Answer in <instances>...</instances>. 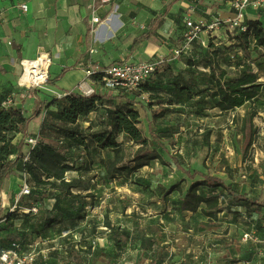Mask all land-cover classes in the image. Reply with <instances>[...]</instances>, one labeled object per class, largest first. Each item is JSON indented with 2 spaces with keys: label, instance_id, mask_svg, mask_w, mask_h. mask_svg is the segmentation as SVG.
I'll return each mask as SVG.
<instances>
[{
  "label": "rangeland",
  "instance_id": "rangeland-1",
  "mask_svg": "<svg viewBox=\"0 0 264 264\" xmlns=\"http://www.w3.org/2000/svg\"><path fill=\"white\" fill-rule=\"evenodd\" d=\"M204 1L198 2L199 9L205 5ZM229 1L216 0V3L218 6L228 8ZM223 11L228 13L225 9ZM203 15L206 16L205 13ZM204 16L201 14L200 17L193 19L196 21L207 20ZM226 17V15H222L213 18L212 21H221ZM208 18L210 19L211 15ZM187 20L191 19L183 15L180 17L179 33L176 35L177 40H180L177 44L183 45L179 46V49H183L180 55H184L186 59L190 57L186 53L188 49H184L187 38ZM227 23L221 22L219 28L203 32L196 38L201 42L206 41L207 47H209L206 53L203 50H198L196 56L205 60L207 53L210 52L213 56L212 63L218 72L221 69L234 71L229 67V64L237 66L240 62L245 61V67L256 71L259 81L264 83V48L256 49L254 44L250 43V48L245 51L240 45L239 34L237 31L228 30ZM224 37L228 41L234 40V42L226 44L228 41H224ZM249 42H252V38ZM233 46L235 48H232ZM214 47L215 49H213ZM220 47L225 49L221 50L223 56L218 57ZM229 48H232V51H229ZM229 52L233 57L229 56ZM5 56L6 52L1 46L0 107L4 101L10 98L11 101L7 102L6 106L14 105L25 111L26 116H29L35 109L34 98L31 94L33 89L21 87L18 84L23 68L18 78L16 77V85L7 81V66L2 62L6 61ZM221 58H228L229 61H222ZM22 60H24L23 56L18 57L16 61V66L19 69L22 67ZM201 72L202 74L198 75V79L193 84L191 83L192 78L184 79L185 85L190 82L191 88L189 87L183 92L179 90V86L173 87L172 82L168 84L159 82L155 92L156 96H154L157 102L154 110H150V105L154 103H150L148 96L144 95L142 100H138L142 106L140 110L143 114V122L140 127L147 136H152L155 132L162 137L169 152L161 150V153L170 163L169 165L163 164L159 160H153L150 165L132 171L129 176L120 172L116 178L110 179L107 175L106 163L114 156L112 149H102L92 143L90 139L87 146L74 145L69 148L62 143V154L73 166V169L66 173L67 179L82 176L90 184L89 190H74L75 193L81 192L82 197L60 196V199L55 197V207L49 209L48 206L53 201L48 199L57 196L58 191L49 186L42 189L33 188V197L23 202L34 200L37 197L46 204L47 208H44L42 215L38 211L34 214L33 219L27 220L25 217L31 216L33 213L22 211L9 213L13 204L12 198L10 205L6 204L5 201L7 198L9 201V197L7 191L3 190V195H1L5 215L14 216L15 219H26L25 221L35 225L36 232L52 226L49 229L51 234H48L50 243L46 241L47 250L45 252L49 254L46 263L95 264L90 261V258L92 260L94 258V255L91 257L94 251L88 241L90 236L97 234L98 231L102 234L105 229V221L110 220L117 229V231H112L111 238L115 233L124 240L128 237V242L122 251H161L162 253L166 251L161 255V258L164 257L167 264H264V205L260 211H257L255 206L242 200L235 201L228 192L222 191L220 195L224 211L212 220L204 216L200 210L196 212L182 211L178 205L182 195L194 181L183 169L191 171L199 169L204 173L221 176L239 193L264 203V87L262 94L254 102L249 101L242 107L221 112L216 105L217 98L212 95L217 85L214 78L211 77V69L209 74ZM14 89L17 91L15 92ZM40 92L42 93V89ZM126 92L128 93V91ZM52 97L54 98V96ZM163 103L164 105H162ZM106 104H109V101H106ZM100 108L99 123H104V126H98L94 131L111 124L109 111L114 109L113 106ZM52 111H56L55 106L43 111L34 121L35 132H30L28 137L33 136L39 139L54 137L63 140L64 133L60 132L56 126L55 117L44 123L45 117ZM248 111L255 112L253 121L255 133L252 145L245 151L242 148L241 128L242 119ZM155 112L157 116L163 114L162 117L154 116ZM79 125L81 127L82 121ZM81 131L83 134L88 133L85 132V129ZM22 138L21 134L16 136L15 146ZM169 141H173L174 144ZM152 142L153 145H156L153 140ZM126 146L127 159H130L136 148L131 144ZM24 147L27 148L26 140ZM177 152L182 155V169L178 168L170 157L171 153ZM16 175L20 177L17 189L25 178L32 186H35L32 177L27 175L23 165H20ZM197 177L200 178V176ZM176 186L179 188L174 190ZM71 200L77 202V208H70ZM57 205L59 211L62 210V212L57 211ZM119 220L122 221L121 225L123 226L115 224ZM66 227L74 228L75 232L61 233ZM8 228L11 230L14 226L10 223ZM9 230L3 229L4 234ZM59 233L62 236H59ZM144 235L157 237L158 242L152 250L142 249L139 238ZM26 237L30 242L29 235ZM85 237L88 239H84ZM102 237H105L104 234L96 239V243H101L97 247L102 245V247H107L109 244L110 237L108 236L106 240H103ZM84 241L86 249L79 251L82 249L77 248L76 244ZM59 244H61L62 250L57 248ZM111 244L114 245L111 251H120L114 240L111 241ZM39 245L41 248L42 244ZM167 251H171V257L168 256L169 252ZM148 255L152 256L150 254L137 256L133 252L129 255L126 263L132 264L131 261L138 258L139 261L136 264H146ZM41 257L42 254L39 255L38 263L45 264ZM99 258L104 260L103 257Z\"/></svg>",
  "mask_w": 264,
  "mask_h": 264
},
{
  "label": "crops",
  "instance_id": "crops-1",
  "mask_svg": "<svg viewBox=\"0 0 264 264\" xmlns=\"http://www.w3.org/2000/svg\"><path fill=\"white\" fill-rule=\"evenodd\" d=\"M198 2H201V0H109L106 2L102 0H0V47L2 46L6 52V61L2 62L7 66V81L16 85L15 82L22 72V67L19 69L16 66L18 57L23 56L24 59H32L41 53H48L53 59L50 67L51 79L59 76L64 68L71 69L55 84L48 83L47 88H41L42 93L39 88L31 90L34 102L35 95H38L42 100L49 103L54 99L52 96L57 97L56 92L68 93L75 91L83 93L80 89V84L83 83L85 87H92L96 93L105 95L104 104L100 107H110L112 105L113 108L125 107L137 109L140 113L141 126L143 114L140 110L142 106L138 100H142V96L144 95L148 96L150 103H154L150 105V110H154L153 108L157 104L154 96H156L155 92L159 82H165L166 84L172 82L173 87L178 86V84L184 86V79L189 80L192 78L191 83L193 84L198 79V75L202 74L201 71L205 72V74L210 73L209 62L213 58L211 53H207L205 60L199 59L196 56L198 50H203L206 53L207 48H209L206 41L201 42L200 39L192 41L190 48L186 52L190 55L188 59L182 54H175L174 50L179 49V46H183L182 44H177L180 42L176 36L179 33L178 22L182 15L193 19L200 17L201 14L204 16L203 14L205 13L206 16L204 17L208 22L222 15L228 16L231 9V0L229 1L228 8L218 6L216 0L213 2L205 0V5H203L202 9H199ZM21 3H27L28 9L23 10L20 6ZM224 9L228 13H225ZM163 14L165 15L164 19L159 24L156 34L133 51L134 38L145 33L149 29L152 19ZM209 15H211L210 19L208 18ZM95 16L100 18L99 22L93 21V17ZM224 41H228V39L224 37ZM233 42L234 40L228 41L226 44H232ZM220 48L218 49V57L223 56L221 50L225 49L224 47ZM232 48H235V46ZM232 48H229V51H232ZM17 49L20 50L21 55L18 54ZM228 54L230 57H233L230 52ZM159 57L163 60L162 72L155 74L150 79L146 85L147 90L142 94H134L127 89L105 87L100 79H95L93 76L88 77L86 73V70L93 66H108L122 61H151ZM221 60L229 61L228 58H221ZM244 63L245 61L240 62L237 66L229 64V67L233 68L234 71L227 70V78L237 77ZM188 85H190V82L186 83V86ZM14 91L16 92L17 89H14ZM160 95L162 94L160 93ZM106 101H109V104H106ZM130 103L133 104L130 105ZM54 106L56 108V105L51 107L53 108ZM99 108L78 119L79 123L82 121L81 130L85 129V132H88L83 135L88 136L94 132L114 129L113 122L111 121L109 126L94 131L98 126H104V123H99L101 119L98 115ZM145 109L147 110V108ZM24 114L26 115L25 111ZM155 115L156 117H162L157 116L156 112L154 113ZM35 120L29 125V132H35L33 127ZM117 135L126 145L131 144L130 139L124 133H118ZM148 137L151 139V135ZM25 150L26 148L24 147ZM18 180H20V177L15 173L4 182L2 192L6 190L9 197V201H7L8 198L5 201L6 204L10 205L11 198L12 202L16 199L17 193L21 188L20 186L17 189ZM48 200L53 201L48 206L49 209H53L56 199L49 198ZM31 203L39 206V214L42 215L46 204L41 201H32ZM56 209L57 211L60 210L58 206H56ZM33 216L34 214L28 215L25 218L27 220L29 218L33 219ZM26 219H15L14 216H10V223L14 226L10 230V238L18 235L20 232L29 235L30 242L40 238L42 244L41 250L46 251V241L50 243L48 234H51L49 229L52 226L45 227L43 231L36 232L35 225L30 224L29 221H25ZM115 224L123 226L121 225V220ZM104 228L102 234L105 237H102V239L106 240L108 236L110 237L107 247H102L103 245L97 247L101 244L96 243V239L102 235L99 233L100 231L97 234L91 235L88 241V244L93 247L94 251L91 257L94 255L95 258L93 260L90 258V261L95 262V264H127L126 261L133 252L137 256L152 255H148V263L153 259L158 262L161 255L166 252L111 251V248H114V245L111 244L113 232L106 225ZM67 232L74 233L75 229L66 227L61 233ZM59 236L62 235L59 233ZM84 239L87 240L88 238L85 237ZM8 240V237H0V243L2 244H6ZM84 243L86 242L76 244L77 248L82 249L79 251L86 249ZM57 248L62 250L61 244ZM167 252H169L168 256L171 257V251ZM48 256V252H44L41 257L45 261V264H48L46 263L48 262ZM99 257H103L104 260ZM138 261L137 258L131 262L132 264H136ZM163 264L167 263L164 262Z\"/></svg>",
  "mask_w": 264,
  "mask_h": 264
},
{
  "label": "trees",
  "instance_id": "trees-1",
  "mask_svg": "<svg viewBox=\"0 0 264 264\" xmlns=\"http://www.w3.org/2000/svg\"><path fill=\"white\" fill-rule=\"evenodd\" d=\"M164 16L163 14L152 19L149 24V29L142 35L134 38L132 45L133 51L156 34ZM247 25L248 29L246 31H237L241 47L246 51L250 48L249 44L252 43L256 49L264 48V18L247 19ZM250 38H252V42H249ZM17 52L21 55L19 49H17ZM209 63L211 77L214 78L217 85L212 95L217 98L216 105L220 108L221 112L242 107L249 101L254 102V100L262 94L264 83L259 81L258 73L250 67H245V64L240 69V73L237 77L227 78V70L221 69V71L218 72L214 67V63H212V59ZM70 69L71 68H64L62 73L55 79L50 78L49 83L55 84L58 80L63 78ZM159 72L162 71H156L137 89H131L129 92L134 94L144 93L147 90L146 85L149 83L150 79ZM100 76L99 73L93 75L95 79H100ZM178 86L179 90L183 92V90L189 88L191 85L180 86V84H178ZM104 99L105 95H101L95 91L90 94L75 91L68 92L62 98L54 97L49 103L42 100L38 95H35V109L29 116H26L22 109L14 105L9 107L1 105L0 219L5 215L1 195L3 184L6 179L16 173L20 165H23L24 170L27 171V174L32 177L35 183V186H32L31 194L20 199L19 204L21 206L31 207L33 206L31 203L32 201H40L35 197L34 200H30L31 202H23L33 197L34 189H42L46 186L58 191V195L54 196V198L56 197L57 199H60V196L68 198L82 197L83 195L81 192L75 193L74 190L77 189L80 191L90 189V184L87 183L82 176L74 177L70 180L67 179L66 173L72 170L73 166L68 163L67 157L62 154V143L69 148H72L74 145L87 146L86 144L90 139L92 143H95L102 149H112L114 156L106 163L107 175L110 179L116 178L120 172L121 174L129 176L132 171L150 165L153 160H159L166 165L170 164L161 153V150L169 152L167 144L163 141L162 137L155 132H153L151 139H149L140 127V113L134 108L119 107L109 111L110 120L114 125L113 130L94 132L88 136L83 135L80 130L78 119L97 110L104 104ZM131 104L133 103H130V105ZM53 105H56V111H52L46 116L44 123L51 121V119L55 117L56 126L59 128L60 132L64 133L63 140L61 141L54 137H41L37 144L30 149L28 159L25 160L26 153L24 151V143L26 137L31 134L29 132L30 123L38 118L45 109L49 110ZM162 115L163 114L158 116ZM254 116V111H248L242 119V148L245 151L252 145L254 140ZM118 133H124L130 139L131 146L136 148L130 159H127V146L124 141L118 138ZM18 134H23L24 137L18 145L15 146L14 140ZM152 140L156 145H153ZM169 142L174 144L173 141ZM170 157L178 168H183L181 161L182 155L180 153H171ZM183 170L194 181L178 202L182 211L196 212L200 210L204 216L212 220L219 213L224 211L220 195L222 191L228 192L235 201L242 200L247 204L255 206L257 211H260L264 205V203L260 201L239 193L221 176L204 173L199 169L192 171L189 169ZM197 176H200V178ZM178 188L179 186H176L174 190ZM70 205V208H77V202L74 200H71ZM105 225L112 231H117L115 225L110 222V220H106ZM10 233L11 232H9V234ZM9 234L4 236L9 238L8 242L6 244L1 243V245H7L9 241L14 238H22L27 241V237L24 233L20 232L12 238H10ZM113 240L117 249L122 251L128 242V237L124 240V238L119 237L116 233ZM139 240L141 241L143 250H152L158 242L156 236L144 235L140 237ZM164 262V257H160L158 262L153 259L148 264H162Z\"/></svg>",
  "mask_w": 264,
  "mask_h": 264
},
{
  "label": "built area",
  "instance_id": "built-area-1",
  "mask_svg": "<svg viewBox=\"0 0 264 264\" xmlns=\"http://www.w3.org/2000/svg\"><path fill=\"white\" fill-rule=\"evenodd\" d=\"M103 2L109 0H102ZM20 6L23 10L28 9L27 3H21ZM258 17L264 18V0H231L230 14L226 19L221 21H211L207 20H187V38L185 48H190V43L194 41L203 32L214 31L219 28L221 22H228L227 29L230 31H246L248 29L247 19H256ZM100 18L98 16L93 17L94 22H99ZM92 51V50H91ZM94 51V50H93ZM183 49L174 50L175 54L180 55ZM29 62V63H28ZM52 57L46 53L44 56L42 53L37 57L22 60L21 65L23 72L19 77L18 84L21 87H26L28 89H44L49 83L50 79V67L52 65ZM163 67V60L161 57L156 58L151 61H122L112 63L108 66H93L86 70L89 76H93L99 73L100 80L105 84V86L113 89H137L142 83L147 81L156 71H161ZM80 89L84 94H90L94 92L92 87H85L83 83L80 84ZM55 92V91H54ZM67 93H57L58 98H62ZM11 99L8 98L3 102L4 107L7 102ZM27 148L25 150L26 157L30 149L33 148L39 141L38 137H26ZM28 175V174H27ZM32 185L25 178L22 182L21 188L17 193V197L14 200L12 206L10 207V212L22 211L24 213H37L39 211L38 206L33 205L31 207H24L19 204L22 197L31 194ZM3 195V192H2ZM10 224L9 214L5 215L0 219V237L9 234L10 230L8 225ZM9 230L4 234V230ZM40 238L36 241H26L22 238H14L9 241L7 245L0 244V264H39V255H43L45 251H42L40 247ZM39 249V250H38Z\"/></svg>",
  "mask_w": 264,
  "mask_h": 264
},
{
  "label": "bare ground",
  "instance_id": "bare-ground-1",
  "mask_svg": "<svg viewBox=\"0 0 264 264\" xmlns=\"http://www.w3.org/2000/svg\"><path fill=\"white\" fill-rule=\"evenodd\" d=\"M44 56L46 55V53H42ZM28 58H25V62H27ZM29 63V62H28Z\"/></svg>",
  "mask_w": 264,
  "mask_h": 264
}]
</instances>
